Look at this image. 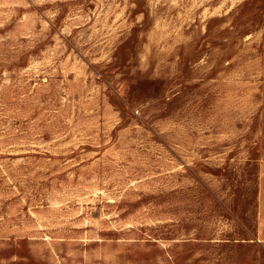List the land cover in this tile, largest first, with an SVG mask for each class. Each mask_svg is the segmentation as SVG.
Listing matches in <instances>:
<instances>
[{
  "label": "rangeland",
  "instance_id": "374dc122",
  "mask_svg": "<svg viewBox=\"0 0 264 264\" xmlns=\"http://www.w3.org/2000/svg\"><path fill=\"white\" fill-rule=\"evenodd\" d=\"M264 0H0V264H264Z\"/></svg>",
  "mask_w": 264,
  "mask_h": 264
},
{
  "label": "crops",
  "instance_id": "0c3cea01",
  "mask_svg": "<svg viewBox=\"0 0 264 264\" xmlns=\"http://www.w3.org/2000/svg\"><path fill=\"white\" fill-rule=\"evenodd\" d=\"M257 242L264 244V207H261V222Z\"/></svg>",
  "mask_w": 264,
  "mask_h": 264
}]
</instances>
